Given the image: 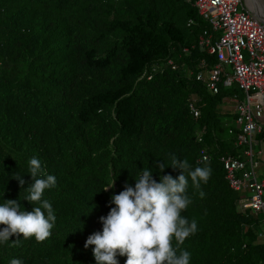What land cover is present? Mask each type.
Returning <instances> with one entry per match:
<instances>
[{"label": "trees", "instance_id": "16d2710c", "mask_svg": "<svg viewBox=\"0 0 264 264\" xmlns=\"http://www.w3.org/2000/svg\"><path fill=\"white\" fill-rule=\"evenodd\" d=\"M193 2L0 0V204L39 206L24 200L34 183L33 157L56 178L42 196L56 217L50 237L0 243V264H96L94 246L84 245L102 231L111 198L126 182L134 187L143 169L157 182L160 175L177 178L172 155L191 170L211 169L199 188L189 177L191 203L181 215L197 231L178 254L188 251L190 264H264L262 214L237 208L220 162L239 158L240 148L232 108L217 105L241 93L232 85L211 94L195 79L198 60L214 59L195 46L208 24ZM166 58L175 69L161 65ZM154 65L160 68L152 71ZM255 138L264 149V130ZM201 153L206 159L199 161ZM157 162L168 168L160 173ZM116 259L125 264L126 257Z\"/></svg>", "mask_w": 264, "mask_h": 264}, {"label": "clouds", "instance_id": "9594fccd", "mask_svg": "<svg viewBox=\"0 0 264 264\" xmlns=\"http://www.w3.org/2000/svg\"><path fill=\"white\" fill-rule=\"evenodd\" d=\"M28 166L34 183L26 189L29 194L24 200L39 206L21 211L19 201L5 200L0 204V225L3 226L0 243L12 237H16L12 241L14 245H19L21 237L42 243L51 235L56 217L51 203L42 200V196L46 189L55 187L56 178L44 173L41 162L35 157L28 161ZM156 167L160 173L168 168L162 162H157ZM169 167L179 171L177 178L171 174L160 175L157 182L151 170L143 169L134 187L126 182L124 190L111 198L115 206L106 217H100L102 231L90 235L84 245L85 249L94 246L96 264H119L117 255L126 257L125 264H190L191 254L186 250L178 254V250L195 234L197 224L194 220L189 222L181 213L191 203L186 195L189 177L193 187L199 188L209 180L211 169L191 170L187 160L181 161L175 155L171 156ZM15 179L23 188L22 176L17 174ZM10 264H22V261L14 258Z\"/></svg>", "mask_w": 264, "mask_h": 264}, {"label": "built area", "instance_id": "2783aa9c", "mask_svg": "<svg viewBox=\"0 0 264 264\" xmlns=\"http://www.w3.org/2000/svg\"><path fill=\"white\" fill-rule=\"evenodd\" d=\"M249 1L250 4L247 0H194L197 15L208 24L198 33L195 46L212 56L214 63L202 57L197 70L187 72L193 73L211 94H216L219 87L232 85L241 93L240 97H232V125L237 129L235 144L240 148V157L222 156L220 162L228 187L238 195L237 208L262 214L257 236L264 239V176L255 172L259 158L264 156L263 144L255 138L264 130V24L250 12H257L253 7L256 1ZM257 2L264 7V0ZM181 50L186 53L189 48ZM161 65L176 68L171 58ZM157 67L160 68L154 65L151 70ZM188 107L197 116L194 105L189 103ZM205 159L206 154L201 153L198 160Z\"/></svg>", "mask_w": 264, "mask_h": 264}, {"label": "rangeland", "instance_id": "374dc122", "mask_svg": "<svg viewBox=\"0 0 264 264\" xmlns=\"http://www.w3.org/2000/svg\"><path fill=\"white\" fill-rule=\"evenodd\" d=\"M232 102L229 100H226L220 104H218L217 106L220 108H226V109H231L232 108ZM259 164L256 166L255 168V172L258 176H262L264 175V156L259 158Z\"/></svg>", "mask_w": 264, "mask_h": 264}, {"label": "bare ground", "instance_id": "6f19581e", "mask_svg": "<svg viewBox=\"0 0 264 264\" xmlns=\"http://www.w3.org/2000/svg\"><path fill=\"white\" fill-rule=\"evenodd\" d=\"M247 1L250 4V1L249 0H247ZM254 1H256V2H254L253 7H255L257 12H259L264 17V7H262L261 4L257 2V0H254Z\"/></svg>", "mask_w": 264, "mask_h": 264}, {"label": "water", "instance_id": "95a60500", "mask_svg": "<svg viewBox=\"0 0 264 264\" xmlns=\"http://www.w3.org/2000/svg\"><path fill=\"white\" fill-rule=\"evenodd\" d=\"M262 5H263V2H262ZM250 12L252 13V15L258 19L260 22H262L264 24V17L259 13V12H256V11H252L250 10Z\"/></svg>", "mask_w": 264, "mask_h": 264}, {"label": "crops", "instance_id": "0c3cea01", "mask_svg": "<svg viewBox=\"0 0 264 264\" xmlns=\"http://www.w3.org/2000/svg\"><path fill=\"white\" fill-rule=\"evenodd\" d=\"M262 176H264V175H262Z\"/></svg>", "mask_w": 264, "mask_h": 264}]
</instances>
